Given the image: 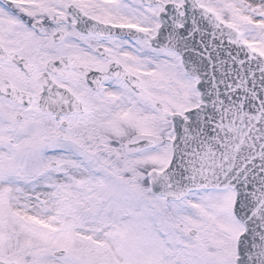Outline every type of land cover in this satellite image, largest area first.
<instances>
[{"label":"snow or ice","instance_id":"obj_1","mask_svg":"<svg viewBox=\"0 0 264 264\" xmlns=\"http://www.w3.org/2000/svg\"><path fill=\"white\" fill-rule=\"evenodd\" d=\"M0 264H264V0H0Z\"/></svg>","mask_w":264,"mask_h":264}]
</instances>
